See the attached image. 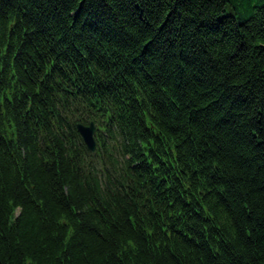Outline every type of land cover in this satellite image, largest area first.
<instances>
[{"label":"trees","instance_id":"16d2710c","mask_svg":"<svg viewBox=\"0 0 264 264\" xmlns=\"http://www.w3.org/2000/svg\"><path fill=\"white\" fill-rule=\"evenodd\" d=\"M0 264H264V0H0Z\"/></svg>","mask_w":264,"mask_h":264},{"label":"water","instance_id":"95a60500","mask_svg":"<svg viewBox=\"0 0 264 264\" xmlns=\"http://www.w3.org/2000/svg\"><path fill=\"white\" fill-rule=\"evenodd\" d=\"M78 132L81 134L86 146L91 152H95L97 149V143L95 140L96 127L93 123L89 126L82 125L81 123L77 125Z\"/></svg>","mask_w":264,"mask_h":264}]
</instances>
